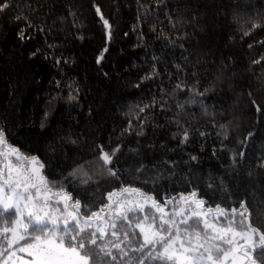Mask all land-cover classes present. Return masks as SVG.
<instances>
[{
	"label": "trees",
	"instance_id": "1",
	"mask_svg": "<svg viewBox=\"0 0 264 264\" xmlns=\"http://www.w3.org/2000/svg\"><path fill=\"white\" fill-rule=\"evenodd\" d=\"M96 7L112 25L111 39ZM253 17L264 19V0H13L0 13V123L10 143L41 159L50 155L49 145L58 146L55 179L77 162L93 160L94 145L107 151L120 145L111 165L120 180L98 173L88 199L105 197L121 180L143 187L139 180L145 177L137 180L134 170L144 165L149 176L157 169L166 177L175 172L155 186L161 195L195 188L208 205L226 208L246 200L253 221L264 224V111H256V105L264 108V60L252 63L264 56V29L243 36ZM21 28L23 41L17 37ZM153 71L151 79H142ZM197 80L200 90L215 83L204 98L214 115H205L199 104L177 115L176 102L188 93L173 97V89ZM69 84L79 89L74 102L67 99ZM154 99L155 106L139 114L141 125L137 106ZM220 125L228 126L226 140ZM185 128L189 139L181 144ZM69 135L77 146L64 142ZM210 176L214 189L207 187Z\"/></svg>",
	"mask_w": 264,
	"mask_h": 264
},
{
	"label": "snow or ice",
	"instance_id": "2",
	"mask_svg": "<svg viewBox=\"0 0 264 264\" xmlns=\"http://www.w3.org/2000/svg\"><path fill=\"white\" fill-rule=\"evenodd\" d=\"M11 7L13 0H0V13ZM96 12L111 39L112 25L99 7ZM15 19L27 21L19 15ZM248 23L251 27L243 31V36L264 29V19L253 17ZM31 27L33 25L27 22V28ZM25 32L26 28H21L18 39L25 40ZM260 43L264 44V41ZM252 46L250 44L249 48ZM106 51L107 48L100 53L98 64ZM37 52L39 49L31 56H36ZM48 58L46 55L45 59ZM262 60L264 56L252 63L259 64ZM60 63L59 59L55 60V64ZM175 67L177 72L183 71L181 65ZM155 74L153 71L142 79H151ZM192 75L195 77L196 73ZM219 79L218 76L217 81ZM198 84V80L191 86L186 81L176 84L173 97L177 93H188L186 100H177V115L183 113L186 105L195 104L200 105L205 115H214L204 98L214 90L215 83L203 90ZM56 86L60 88L59 81ZM66 87L69 89L68 101H76L79 89L71 84ZM58 98L59 95L53 96L49 105ZM155 104L154 99L151 104L137 106L136 118L141 125L143 120L139 114ZM253 104H256L255 100ZM256 111L262 112L264 108L256 105ZM48 115L45 111L41 128ZM176 123L179 126L178 120ZM227 128V125H220L225 140ZM188 139L189 132L185 128L180 143L184 144ZM64 142L73 146L79 144V140L71 135L64 138ZM48 147L50 155L45 159L22 151L9 142V130L0 123V264H264V224L253 221L246 200H241L239 207L226 208L216 204L213 208L195 188L190 192L161 195L155 186L171 179L175 172L166 177L157 169L149 176L144 165L134 170L137 180L141 175L145 177L139 180L143 187L126 186L121 180L120 187L113 188L105 197L88 199L89 186L97 183L94 176L98 173L120 180L119 170L111 167L120 152V145L111 151L105 150L103 145H94L89 149L94 159L77 162L67 175L61 173V179L50 178L56 175L53 162L58 155V146ZM239 156L242 158L244 153ZM232 159L234 166L236 156ZM214 179L209 177V189L215 188L211 182ZM149 184L154 187L145 191L144 187ZM220 184L223 187V180ZM70 187L84 193V199L74 197L68 190ZM223 190L227 191L226 188Z\"/></svg>",
	"mask_w": 264,
	"mask_h": 264
},
{
	"label": "rangeland",
	"instance_id": "3",
	"mask_svg": "<svg viewBox=\"0 0 264 264\" xmlns=\"http://www.w3.org/2000/svg\"><path fill=\"white\" fill-rule=\"evenodd\" d=\"M206 207H207V205H206ZM214 208V207H213ZM20 255H24V254H20ZM25 258H27V257H25Z\"/></svg>",
	"mask_w": 264,
	"mask_h": 264
}]
</instances>
